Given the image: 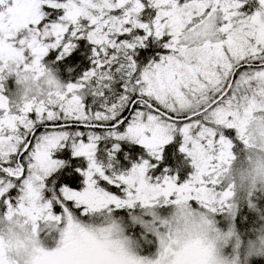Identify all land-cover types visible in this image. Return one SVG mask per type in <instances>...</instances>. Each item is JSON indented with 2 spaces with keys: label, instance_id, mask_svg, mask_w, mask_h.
I'll list each match as a JSON object with an SVG mask.
<instances>
[{
  "label": "snow or ice",
  "instance_id": "snow-or-ice-1",
  "mask_svg": "<svg viewBox=\"0 0 264 264\" xmlns=\"http://www.w3.org/2000/svg\"><path fill=\"white\" fill-rule=\"evenodd\" d=\"M243 7L241 0H0V215L26 217L38 240L41 223L55 234V248L37 247L34 264H203L195 254L176 259L182 254L161 231L154 259L112 251L96 235L106 229L90 221L108 220L113 210L182 201L211 217L231 210L232 185L223 187L228 158L249 143L240 115L264 97V0L252 15L244 16ZM147 9L154 18L146 23ZM46 10L62 15L48 24ZM84 38L95 67L81 81L49 79L39 97L15 105L3 94L12 68L17 75L42 73L50 52L63 59ZM150 44L165 54L141 66L136 50ZM9 61H15L11 68ZM253 64L257 70L232 80L238 66ZM114 65L126 75L124 94L104 111L89 112L83 89L110 80ZM102 128L116 142L114 152L127 142L144 158L126 172L109 173L111 166L97 160ZM176 137L190 173L155 175V162ZM67 144L86 168H66L53 158ZM52 180L60 181L56 191Z\"/></svg>",
  "mask_w": 264,
  "mask_h": 264
},
{
  "label": "clouds",
  "instance_id": "clouds-1",
  "mask_svg": "<svg viewBox=\"0 0 264 264\" xmlns=\"http://www.w3.org/2000/svg\"><path fill=\"white\" fill-rule=\"evenodd\" d=\"M203 39V35L199 37ZM196 39V37H193ZM11 68L15 61H9ZM15 78L16 94L19 103L39 97L48 87L47 81L59 80L53 71L43 65L42 73L23 72L16 74L12 68L9 77ZM6 79L4 82L6 83ZM60 83V82H59ZM240 126L243 128L248 146L242 152L228 158V171L224 179L232 185V191L248 193L264 189V97L242 110ZM152 210V208H146ZM26 217L7 214L0 215V264H34L37 253L42 247L40 239L30 232V223L24 224ZM99 218V216H97ZM161 234L165 243L173 251L181 253L176 259H187L195 254L203 264H251L253 260H264V222H257L246 232L234 226L221 230L214 218L199 210H192L186 202L172 207L169 216L161 221ZM90 227L106 229L96 235L112 250L126 251L139 255L143 242L151 243L147 236L139 238L127 233L120 224L110 220H100L97 224L90 221ZM157 254L159 252V242ZM155 256V257H156Z\"/></svg>",
  "mask_w": 264,
  "mask_h": 264
},
{
  "label": "rangeland",
  "instance_id": "rangeland-1",
  "mask_svg": "<svg viewBox=\"0 0 264 264\" xmlns=\"http://www.w3.org/2000/svg\"><path fill=\"white\" fill-rule=\"evenodd\" d=\"M241 2L244 5V7L241 9L244 16H249V15L254 14V12L258 8V0H241ZM52 12H56V13L58 12V13L53 18H50L51 20H49L47 22L48 24L57 22L59 19V16L62 15V11H59V10H53ZM145 15L146 16H145V18H143L144 20L142 19V22L147 23V22H150V20L152 18H154V12L151 9H147L145 12ZM84 39L86 41H88L86 38H84ZM79 40H81V39H79ZM79 40H74L73 43H75ZM163 53L165 54V50ZM49 58L50 59L52 58V60L54 62L56 60H59L60 59L59 58V52H50L47 59H49ZM150 62H147V63H150ZM43 63L45 64L46 67H48L49 69H51L53 71L54 75L56 76V78L59 80V82L62 85L69 84L67 82H61V80L58 78L57 74L54 72V68H53L54 66H52L46 60V58H45ZM250 71H251L250 68H248V69L244 68L237 75L236 80L239 79L241 74L246 73V72H250ZM125 78H126V76H125ZM106 82H108V81H106V80L103 81V83H106ZM101 84H102V82H101ZM98 85H100V84L97 83V81H94V82L92 81L90 83V86L87 85L81 93L82 102L85 105L86 110H88L89 112H92V113H95L97 111H104V109L107 107L103 103V101L101 100L102 92L104 93L105 91L103 90L102 85L100 86V89H97ZM111 87H113V86L108 84L107 89H109V88L111 89ZM3 88H4L3 94L9 99V101L13 105L19 103V98L16 94L15 78L14 77H10L6 83L4 82ZM123 94H124V89L122 90V95ZM88 101H89V104H87ZM101 104H103L106 107L102 108ZM107 131H108V129H99L96 132L97 135H101L103 137V139H101V141L98 143V148L100 147L102 149L100 151V155H97V160H98V162L102 163L106 168H108L109 165L111 166L109 169V173L114 172L116 174H120L122 172H126L130 169V167L133 163H139L140 160L143 159V158H141L136 162H133V160H129V161L125 160L122 162L119 159H117L116 155L118 152L113 151V144L116 142L111 140L109 137H107ZM173 143L176 144L177 147H180V144H181L180 137H176L174 139ZM126 144H129V143L120 142V149H121L122 145L125 146ZM68 151L70 152V155L72 156V149H71L70 144L65 145V147H63L62 149L55 152L53 154V158L58 159V160H62L65 157H67ZM240 152H242V148H237L236 154L240 153ZM98 153H99V150H98ZM110 153L112 154L113 158H110V155H109ZM181 155H183V154L181 153ZM81 159L79 160V161H81L80 162L81 164L79 163L78 166L83 167L82 168V170H83L84 168L87 167V162L84 161L83 158H81ZM161 162H162V160L155 162L156 167L160 169V171L156 172L155 175L162 176L164 174H170V175L177 176L176 171L174 173H171V171H169V169H167V167H163L164 164ZM165 169L168 170L167 173L165 172ZM189 173H190V162H189L188 168L185 170L183 175L177 176V177L180 179H183ZM52 183L53 182H51L50 185H52ZM81 183L82 182H80V185L82 187ZM50 185H49V187H50ZM228 185H229V183L227 181H224L223 187L226 188ZM263 197H264V189L255 190V191H251L248 193H241V192L234 191V196H233L232 200L230 201V204L232 205L231 210H225L223 212H219V213L215 214V216L213 217L214 221L217 223V226L221 230L226 231V230L232 228L233 226L236 228L235 222H236V219L239 215V212H241V209H245L246 212L247 211H255L256 207L259 206L261 203H264V201L258 202V201H254V200L259 199V198H263ZM133 209H134L135 213L133 212ZM120 210L121 211L113 210V212L111 213V216L108 218V220L116 222V223L120 224L122 227H124V224L122 221L123 216H126L127 212L128 213L133 212L132 215H130V218H132L130 221L131 225L128 226V228H125V227L124 228L127 230L128 234H131L136 238L141 237V236H147V238H150L151 240H153V243L142 244L141 249H139L138 251H139V253L146 254V255H147V253L150 254L153 252L154 254L152 257H146V258L154 259L156 254H157V250H158V244L156 243V241H157L156 232L162 231L161 226H160L161 221L166 219L169 216V214L172 211V207L171 206H158V207L152 208V210L150 211L146 208H143V207H140L139 205H137L136 207H134L132 209L124 208V209H120ZM121 212H123V213L121 214ZM100 220H105V219L103 217L96 218V222L99 223ZM40 230H41L40 231V241H41L42 247H44L48 251L53 250L55 248V246H53V245L56 244L55 243L56 242L55 234L50 235L49 230L46 228V226L43 223L40 224ZM139 233H141V234H139ZM53 243H55V244H53ZM47 247H49V249H47Z\"/></svg>",
  "mask_w": 264,
  "mask_h": 264
},
{
  "label": "trees",
  "instance_id": "trees-1",
  "mask_svg": "<svg viewBox=\"0 0 264 264\" xmlns=\"http://www.w3.org/2000/svg\"><path fill=\"white\" fill-rule=\"evenodd\" d=\"M53 10H46V23L51 20L50 18H53L56 16V12H52ZM145 13L142 16V19L145 18ZM144 20V19H143ZM76 47L73 50L72 54L70 56H67L63 59L56 60L55 62L52 60V58L47 61L54 66V72L57 74L58 78L61 80V82H67V83H76L78 81H81L83 79V76L86 72L91 71L95 65L93 64V56H92V45L88 43L85 39H81L77 42H75ZM164 49L159 47L158 45L155 44H150L148 47L144 49H137L136 50V55L135 59L138 64L141 66L146 65L147 62H150L151 60H156L159 58L160 55H163ZM255 66H249L246 65L239 69L236 72L234 81L237 79V75L245 68L248 69L250 68L251 71L257 70L259 65L253 64ZM118 65H114L109 74L111 76L110 80H106L108 82L106 83H99L97 89H100V86L102 85L103 90L105 91L104 93L102 92L101 95V100L103 103L109 107L113 103H116L120 96L122 95V90L125 88V74L122 72H117L116 68ZM108 71V69H105ZM116 74V75H115ZM95 80H93L94 82ZM108 84L112 85L111 89L108 88ZM90 86V84H89ZM89 104V101L87 102ZM102 108H105L103 104ZM105 110V109H104ZM179 147L176 146V144L172 143L165 149V157L162 160L161 163L164 164L163 167H167L171 173H174L175 171L177 172V176H182L185 170L189 166V162L181 153L179 152ZM102 148H98L99 153L97 152V155H100V151ZM68 155L62 161L65 162V166L67 167H72L75 165V167H81L78 166V164L81 162L79 161L81 158H77L74 161V158L70 155V152H67ZM116 158L119 159L120 161H129L133 160V162L138 161L141 158H144L143 155V150L139 149L136 145L132 144H126L125 146L122 145L120 152L117 153ZM82 160V159H81ZM81 164V163H80ZM187 166V167H186ZM83 167H81L82 169ZM64 172L65 175L71 176L70 172H66L64 169L61 170ZM52 185H50V189L52 191L57 190V184L60 183L59 180H53ZM81 180L75 181L76 184L80 185ZM82 184V183H81ZM62 186V185H61ZM79 189L81 188L78 187ZM76 190H79V189ZM254 201L262 202L264 201L263 198L256 199ZM121 211V210H119ZM135 213V211L133 210ZM133 212H127L126 216H123V224L125 228H128V226L131 225V219L130 215H132ZM123 212H121L122 214ZM257 222H264V203H261L259 206L256 207L255 211H245V209H241V212H239V215L236 219L235 226L240 232H246L250 227H253ZM141 234V233H139ZM139 238V237H137ZM148 240L152 241L150 238ZM142 244H150L147 242H143ZM251 264H264V260H253Z\"/></svg>",
  "mask_w": 264,
  "mask_h": 264
},
{
  "label": "flooded vegetation",
  "instance_id": "flooded-vegetation-1",
  "mask_svg": "<svg viewBox=\"0 0 264 264\" xmlns=\"http://www.w3.org/2000/svg\"><path fill=\"white\" fill-rule=\"evenodd\" d=\"M47 58H48V57H47ZM47 58H46V59H47ZM47 60L49 61V60H50V58H49V59H47ZM69 81H71V83H72V80H69ZM55 243H56V242H55ZM55 243H53V244H55ZM53 246H56V244H55V245H53ZM53 246H52V247H53ZM49 247H50V246H49ZM49 247H47V249H49ZM153 254H154L153 252H152V253H150V254H148V253H147V255H146V254H141V253H139V255H141V256H143V257H152V256H153Z\"/></svg>",
  "mask_w": 264,
  "mask_h": 264
},
{
  "label": "water",
  "instance_id": "water-1",
  "mask_svg": "<svg viewBox=\"0 0 264 264\" xmlns=\"http://www.w3.org/2000/svg\"><path fill=\"white\" fill-rule=\"evenodd\" d=\"M244 66H246V65L238 66V67L235 69L234 74H233V76H232V80H233V81H234V78H235L236 72H237L239 69H241L242 67H244ZM251 66H255V65H251ZM102 129H107V128H102Z\"/></svg>",
  "mask_w": 264,
  "mask_h": 264
}]
</instances>
